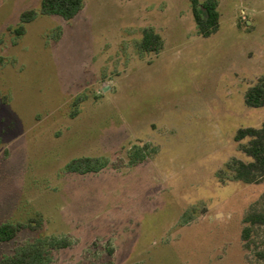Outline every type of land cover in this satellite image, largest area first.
Instances as JSON below:
<instances>
[{"label": "rangeland", "instance_id": "1", "mask_svg": "<svg viewBox=\"0 0 264 264\" xmlns=\"http://www.w3.org/2000/svg\"><path fill=\"white\" fill-rule=\"evenodd\" d=\"M41 1L0 0V225L43 224L0 242V259L56 237L46 264L264 263V226L255 249L241 238L264 179L217 176L247 160L236 130L264 121L244 102L264 76V0H219L208 37L191 0H83L69 20ZM27 9L38 15L19 36ZM147 27L156 53L136 48ZM80 157L95 169L71 170Z\"/></svg>", "mask_w": 264, "mask_h": 264}, {"label": "trees", "instance_id": "2", "mask_svg": "<svg viewBox=\"0 0 264 264\" xmlns=\"http://www.w3.org/2000/svg\"><path fill=\"white\" fill-rule=\"evenodd\" d=\"M219 0H191V9L198 33L208 37L220 26ZM83 7V0H42L40 13L58 15L66 20L75 17ZM38 15L35 9H27L21 14V24L15 29L17 35H23L26 24ZM161 35L152 27L144 28L142 37L136 48L141 52H158L162 49ZM244 102L251 108L264 107V76L259 77L244 93ZM234 139L247 160L233 157L225 167L217 172L220 178L241 181L246 184H257L264 179V121L260 126L240 127L236 130ZM147 145L135 146L129 154V163H138L144 159ZM96 159L80 157L69 164L71 170L86 172L95 169ZM241 238L243 247L247 250L256 248V229L264 226V210L252 209L243 218ZM42 223L36 218L15 223L7 222L0 225V242L15 240L23 230L36 231L42 228ZM66 242L56 237H42L32 241L20 242L13 253L0 259V264H46L52 250L65 247ZM264 258V254H260ZM108 264H111L109 262ZM264 264V263H262Z\"/></svg>", "mask_w": 264, "mask_h": 264}]
</instances>
